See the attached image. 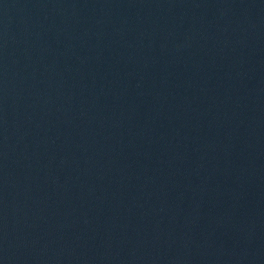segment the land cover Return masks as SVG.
I'll return each instance as SVG.
<instances>
[{
  "label": "water",
  "instance_id": "95a60500",
  "mask_svg": "<svg viewBox=\"0 0 264 264\" xmlns=\"http://www.w3.org/2000/svg\"><path fill=\"white\" fill-rule=\"evenodd\" d=\"M0 264H264V22L0 0Z\"/></svg>",
  "mask_w": 264,
  "mask_h": 264
}]
</instances>
